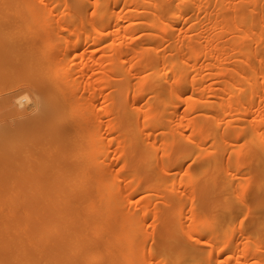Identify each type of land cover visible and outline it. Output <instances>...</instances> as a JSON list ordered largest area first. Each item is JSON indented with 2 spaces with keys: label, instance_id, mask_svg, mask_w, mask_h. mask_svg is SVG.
Segmentation results:
<instances>
[{
  "label": "bare ground",
  "instance_id": "6f19581e",
  "mask_svg": "<svg viewBox=\"0 0 264 264\" xmlns=\"http://www.w3.org/2000/svg\"><path fill=\"white\" fill-rule=\"evenodd\" d=\"M261 103L264 0H0V264H264Z\"/></svg>",
  "mask_w": 264,
  "mask_h": 264
},
{
  "label": "rangeland",
  "instance_id": "374dc122",
  "mask_svg": "<svg viewBox=\"0 0 264 264\" xmlns=\"http://www.w3.org/2000/svg\"><path fill=\"white\" fill-rule=\"evenodd\" d=\"M261 104H264V103H261ZM247 172L243 171L242 174H237V175H234L233 177V180L231 181V185L228 186V188H226V190L224 192H226L225 194L222 193L220 195H216V199L214 198L213 201L214 202H217L220 199H223V198H227V197H234L235 195L233 194L232 192V189L234 186H237L238 184H242L243 183V178L245 177V174ZM185 177V173L181 170V171H172V173H170L168 175V183H170L172 185V183L174 182H177L179 180H182L183 178ZM225 177H228V175H225ZM234 185V186H233ZM150 195V192L149 191H146L144 193H140L138 195L135 196V198H138V197H142V196H145L143 199H141L142 201H146V203H150L151 206L153 204H156V203H161V199H155L156 197L155 196H146V195ZM224 194V195H223ZM222 196H224L223 198H221ZM132 201L136 200V199H131ZM190 201H194V199H188ZM198 200L196 199L194 202L196 203ZM249 203H252V201L250 200ZM187 207L190 206V204H186ZM247 218H252V219H255V220H258L260 223H262L264 225V217H263V214H262V211L256 207H251L250 208V211H249V215ZM243 219L241 218L240 219V222L242 221ZM238 227V226H237ZM252 247V245H250V243H244V241L238 237H235V245L233 246L232 250H234L235 254L233 255V257H235L237 254H240V251L243 247ZM259 251H258V258L256 259H248L249 262L252 261V260H255V261H260V260H263L264 259V245H262L261 247H259ZM222 256L221 255L219 258L220 260L222 259ZM243 260V259H242ZM233 262V259H230L229 260V263L231 264Z\"/></svg>",
  "mask_w": 264,
  "mask_h": 264
}]
</instances>
